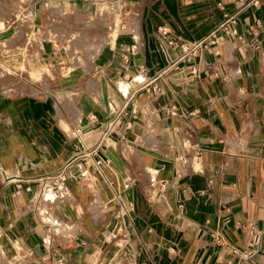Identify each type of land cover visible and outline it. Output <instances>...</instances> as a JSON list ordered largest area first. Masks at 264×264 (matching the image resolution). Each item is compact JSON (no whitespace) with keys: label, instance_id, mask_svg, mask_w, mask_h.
<instances>
[{"label":"crops","instance_id":"crops-1","mask_svg":"<svg viewBox=\"0 0 264 264\" xmlns=\"http://www.w3.org/2000/svg\"><path fill=\"white\" fill-rule=\"evenodd\" d=\"M20 12L36 35L51 13L53 36L88 29L95 47L69 64L39 38L68 71L33 90L0 82V264H264V0H26ZM225 14L234 31L219 29ZM203 38L196 73L173 63ZM63 167L64 194L43 185Z\"/></svg>","mask_w":264,"mask_h":264},{"label":"rangeland","instance_id":"rangeland-1","mask_svg":"<svg viewBox=\"0 0 264 264\" xmlns=\"http://www.w3.org/2000/svg\"><path fill=\"white\" fill-rule=\"evenodd\" d=\"M25 1L0 0V82L10 90H33L30 81H40L44 87H50L68 71L63 67L68 63L42 59L44 43L39 38L65 48L63 54L70 60L69 64H78L90 56L95 47L94 37L88 36V29H77L73 35L65 37L53 36L49 28L53 19L51 13L44 24L45 29H40L36 35L20 12Z\"/></svg>","mask_w":264,"mask_h":264},{"label":"built area","instance_id":"built-area-1","mask_svg":"<svg viewBox=\"0 0 264 264\" xmlns=\"http://www.w3.org/2000/svg\"><path fill=\"white\" fill-rule=\"evenodd\" d=\"M239 4L245 5L248 3H252L254 6H257L259 3V0H238ZM223 17H225L224 20H222L218 27L219 29L223 30H231L234 31L233 24L235 22V18L233 15H227L225 14ZM157 38L165 41L168 45H175L176 41L175 39L171 36L169 27L167 25H162L160 29L157 31ZM203 39H199L197 41L187 43V42H181L180 48H181V54L180 56L173 61V63H177L182 60H186L188 62H191L192 64L190 65V69L192 72H197L200 69V64L199 61H195L196 56L198 55V49L203 43ZM217 36L216 34H212L210 41L212 43L216 42ZM206 73L207 70H204ZM153 89H157L156 85H153ZM175 107L171 105L169 107V112L170 114L174 113ZM113 120L110 121V124L108 127L112 126ZM67 178L66 170L65 168H61L56 173L50 174L48 176H45L43 178V185L49 186L51 189H53L56 193H66V185H65V180ZM247 236L252 237L253 239L257 240L258 239V234L254 231L253 227H248L246 230Z\"/></svg>","mask_w":264,"mask_h":264}]
</instances>
